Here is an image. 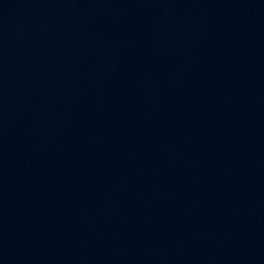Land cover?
Returning <instances> with one entry per match:
<instances>
[{
  "label": "water",
  "instance_id": "1",
  "mask_svg": "<svg viewBox=\"0 0 264 264\" xmlns=\"http://www.w3.org/2000/svg\"><path fill=\"white\" fill-rule=\"evenodd\" d=\"M0 264H264V0H0Z\"/></svg>",
  "mask_w": 264,
  "mask_h": 264
}]
</instances>
